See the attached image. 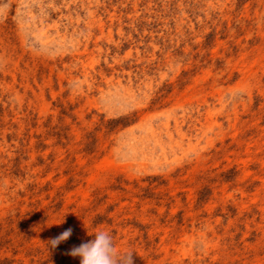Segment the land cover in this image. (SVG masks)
<instances>
[{
    "label": "rangeland",
    "instance_id": "1",
    "mask_svg": "<svg viewBox=\"0 0 264 264\" xmlns=\"http://www.w3.org/2000/svg\"><path fill=\"white\" fill-rule=\"evenodd\" d=\"M99 230L264 264V0H0V264Z\"/></svg>",
    "mask_w": 264,
    "mask_h": 264
},
{
    "label": "clouds",
    "instance_id": "2",
    "mask_svg": "<svg viewBox=\"0 0 264 264\" xmlns=\"http://www.w3.org/2000/svg\"><path fill=\"white\" fill-rule=\"evenodd\" d=\"M63 222L64 219L61 223ZM72 232L73 229L68 228L57 237L50 239L48 241L50 249H55L60 243L67 241ZM92 235L94 239L74 246L67 255L79 257L80 264H134V252H118L109 231L99 230Z\"/></svg>",
    "mask_w": 264,
    "mask_h": 264
}]
</instances>
